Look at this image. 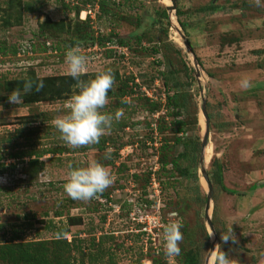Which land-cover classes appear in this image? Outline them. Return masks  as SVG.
<instances>
[{"label": "rangeland", "instance_id": "obj_1", "mask_svg": "<svg viewBox=\"0 0 264 264\" xmlns=\"http://www.w3.org/2000/svg\"><path fill=\"white\" fill-rule=\"evenodd\" d=\"M83 1L87 0H14L16 5L21 3V20L6 26L4 21H14L17 13H7L8 0H0V47L6 51L0 54V246L48 243L54 264L66 259L71 264H168L162 233L175 218L182 224L181 251L199 247L201 264L218 243L241 264H260L264 252V7L255 6L254 0H175V9L169 12L168 0H108L111 16L99 17L98 7L91 2L82 5ZM72 5L84 12L76 17ZM49 23L66 30H48ZM40 29L46 36H40ZM75 32H88L95 39L117 35L130 41L129 48L113 43L82 45L90 57L86 80L110 69L120 77L110 91L117 93L125 85L124 98L110 97L102 110L113 117L117 110L123 112L101 137L102 150L97 144L69 147L51 124L65 114L64 102L73 85L60 79L70 77L66 51L50 55L43 47ZM140 36L144 39L137 44ZM27 41L33 42L35 54ZM22 46V51L28 48L25 55L12 53ZM49 78L54 80L53 100L37 101L33 96L31 102L30 94L19 89L22 103H9V94L18 89L9 83ZM241 79H248L250 87L242 88ZM203 100L210 133L207 161L201 165ZM151 102L159 107L155 113ZM172 108L191 123L180 145L174 142ZM158 119L165 121L163 132L155 130ZM122 123L125 127L119 128ZM163 145L171 150H160ZM109 148L111 158L105 159ZM54 149L61 152L45 154L36 172L30 170L28 158L11 157L21 151ZM181 153L179 166L189 170L185 178L171 165L162 169V155L170 160ZM93 160L110 169L114 183L91 201L71 199L63 190L68 165L84 167ZM215 162L223 187L215 180ZM203 170L213 187L208 217L216 237L204 220ZM69 217L80 219L81 224L68 225L66 238L74 241L73 247L61 249L54 244V230L48 228L51 223L66 227ZM231 228L238 244H223L221 234ZM14 234L18 239L11 243ZM98 252L103 254L95 263L92 256ZM172 264H179L177 256Z\"/></svg>", "mask_w": 264, "mask_h": 264}, {"label": "clouds", "instance_id": "obj_2", "mask_svg": "<svg viewBox=\"0 0 264 264\" xmlns=\"http://www.w3.org/2000/svg\"><path fill=\"white\" fill-rule=\"evenodd\" d=\"M254 3L257 7H264L261 0H254ZM89 60L90 57L84 53L79 42L74 46H67L65 65L68 74L76 83L73 85L71 96L64 102L65 114L56 116L51 124L59 131L60 139L71 148L98 144L101 137L111 130L113 119L119 120L123 115L121 110L116 111L115 117L102 111L109 103L108 93L115 83L114 74L110 69L98 71L94 78L82 79L88 71ZM239 83L242 88L250 87L248 79H241ZM36 87L40 90L43 88V83L40 82ZM32 88L33 82L26 81L24 92L28 93ZM8 101L15 105L21 104L20 90H13L8 96ZM110 158L111 149L109 148L106 150L105 159ZM68 169L63 190L68 197L76 201L88 202L98 198L115 181L110 169L95 160L87 166L78 168L69 164ZM181 228L182 224L175 218H171L163 227V249L168 264H172L173 258L181 253L180 244L184 239ZM221 240L223 244H228L229 241L232 244H238L232 228L222 232ZM206 253L210 264H241L239 259L223 251L220 243ZM260 256L262 257L260 264H264V252L260 253Z\"/></svg>", "mask_w": 264, "mask_h": 264}, {"label": "trees", "instance_id": "obj_3", "mask_svg": "<svg viewBox=\"0 0 264 264\" xmlns=\"http://www.w3.org/2000/svg\"><path fill=\"white\" fill-rule=\"evenodd\" d=\"M87 2H91V4L94 6L98 7V10L100 11V15L99 17H106V16H111V10H110V6H109V1L108 0H87L85 3L83 1L82 5H87ZM21 3L18 2L17 5L14 4V0H8V11L7 13H12L16 11L17 15L14 17V21H10V20H5L4 24L6 26H12V25H17L20 23V16L19 15V11H21L20 9H18L19 5ZM114 5V7L119 8L121 6L120 3H112ZM72 11L75 13V16L78 17V15L81 13V11H84L81 7H79V5H72ZM166 11L163 10V13H161V16L164 17V19L166 18ZM113 15V14H112ZM159 24H161V20L159 19L157 21ZM85 27V26H84ZM48 30H57L59 32L61 31H65L66 28H64L63 25L61 24H54V23H49L48 25ZM41 30V29H40ZM77 31H83V28L80 29H76ZM40 36H46L44 33V29L41 30ZM137 39V44L142 43L141 41L144 39L143 36H140ZM145 39L149 40L147 38V36L145 35ZM77 42H79L81 44V46L83 44L87 45L90 44L91 46H99V47H103L105 44H116L119 47H126L129 48V44L130 41H128L126 38L120 37V36H115L114 38L111 37H98L95 39L93 38V36L88 33V32H84V34H81L79 32H75L74 35H68V38L64 41L62 40H57V42H54L53 44L46 42V46L43 47V49L45 50V52H49V54L51 55H56L58 54V52H64L67 49V46L69 45H75ZM27 47L30 48V52L31 54H35V47L33 46V42L32 41H27ZM23 46L18 49H14L12 50V53H15L16 55L20 54V52L25 55L27 53V50H23L22 51ZM26 48V47H25ZM147 50V49H145ZM152 52L157 53V51L155 50V48H152ZM0 54L5 55L6 51L4 48H2V46L0 47ZM89 74H84V76H82V79H85L88 77ZM21 78V77H20ZM60 79L64 80L65 82H67L70 85H74L76 83L75 80H73V78L70 77H60ZM30 79H20L18 81H13V83H9L6 82L5 85H7L9 83V87L11 88V85H16L18 89H23L24 90V84L26 81H29ZM86 80V79H85ZM115 80L119 81L120 77L117 73H115ZM33 82V88L30 92H28L30 94V96L32 97V101L31 102H35V99L33 96H35L38 100H42V101H51L54 99L55 97V91H54V80L53 78H49V79H44L41 80V82L43 83V88H41L40 90H37V85L40 83L39 81H35V80H30ZM165 82H168V79L165 77ZM62 86V85H61ZM63 87H60L58 90V93L61 94L60 92H62ZM124 89H121L119 92L114 93L112 91H109L108 93V98L110 97H117L118 99H122L124 98V96L126 95V91H125V85L123 87ZM172 98L168 97L167 98V102H168V107H170L172 105L171 103ZM30 103V102H29ZM121 105H125L124 103H119ZM149 106L151 107V112L155 113L159 110V107L154 103L151 102L149 104ZM170 116H172V123H171V127L174 128V132L177 134V137H175L174 142L176 143V145H180L182 144V140L183 139V135L186 134L187 132V127H190L188 123V121H185L184 118H181L182 113H180L179 110H173V108L171 109V113L169 114ZM195 115V114H194ZM165 121L164 119L161 120H157L156 121V127L155 130L159 131V132H163L167 127L164 125ZM192 124H196V119L194 117V120L192 121ZM150 126V125H149ZM120 127H125V123L120 124ZM151 129V127H149ZM179 135V136H178ZM104 144V141H100L97 146L99 148H97L98 150H102V145ZM167 147H165L164 145L161 147L160 150H163ZM168 150H171L169 148H167ZM61 150L60 149H54L53 151L50 152H46L43 151L41 153H35L34 151L32 152H19L16 153L15 155H11L12 159H23V158H28V166L30 168L31 171L36 172V168L38 165H40L41 167L43 166V163H39V159L42 158L45 154H58L60 153ZM161 156V155H160ZM10 157V158H11ZM184 157V153L178 154L177 157L173 158V159H168V155H162V169L165 170L166 166L171 165L172 166V170L177 171L178 174L180 175V177H188L189 175V170L186 168H181L179 166V159ZM3 167V165H2ZM215 174L214 176L216 177V183L220 186L223 187V178H222V172L221 169L218 165L217 162H215ZM172 172V171H171ZM172 175V174H171ZM213 176V177H214ZM135 179L137 178V176H133ZM212 181V179H211ZM213 188V187H212ZM223 191H226L224 188H222ZM105 196V195H104ZM206 199L204 197L203 202H205ZM56 217L59 218L61 217V213H55ZM81 224V220L77 219L75 217H69L68 218V224L67 226H60L58 228L52 226V223L50 225V228L48 229H52L54 230L56 236V240L57 242L54 244H57L59 247H61V249H69L73 247V240L71 242L67 241V236L70 233L69 229H68V225L69 227L75 226V225H79ZM203 230L205 229V227H202ZM205 238L208 239V235L205 234ZM18 239V236L16 234L13 235V237L11 238V243H14L15 240ZM54 242V241H53ZM52 242V243H53ZM51 243V244H52ZM48 243H37L36 245L32 246L29 245L28 243H19V244H3L0 246V264H54V261L51 260V255L54 254L53 251H50V249H48ZM64 251V250H62ZM101 252H98L95 256H92V261H94L96 263L97 258L99 256H101ZM200 248L196 247V248H191L188 250H183L181 251L180 255L177 256V260L179 264H201L200 261ZM57 263V262H56ZM60 264H71V260L66 259L64 261H62V263ZM153 264H159L157 261H153Z\"/></svg>", "mask_w": 264, "mask_h": 264}, {"label": "water", "instance_id": "obj_4", "mask_svg": "<svg viewBox=\"0 0 264 264\" xmlns=\"http://www.w3.org/2000/svg\"><path fill=\"white\" fill-rule=\"evenodd\" d=\"M174 9H175V0H168V2L166 4V10L169 12H172V10H174ZM201 114L204 117V121H205V126H204L205 129H204V135L202 138V145H201V150L203 153L201 152V158H200L201 159V165H203L205 162L204 150L209 143V133H210L209 117H208V113L206 111V101L205 100L202 101ZM202 175H203V179L205 180L206 185H207V197H206V204H205V210H204V212H205L204 220H205L207 226L209 227L211 233H213L214 237H216L214 229H213V225H212V223L208 217V212L210 209V202L212 201V197H213V188H212V185H211L210 180L208 178V175L206 174V172L204 170L202 171ZM212 249H214V247ZM205 264H209L208 258H207V261L205 262Z\"/></svg>", "mask_w": 264, "mask_h": 264}, {"label": "bare ground", "instance_id": "obj_5", "mask_svg": "<svg viewBox=\"0 0 264 264\" xmlns=\"http://www.w3.org/2000/svg\"><path fill=\"white\" fill-rule=\"evenodd\" d=\"M206 149H207V147H206L205 150H204V157H205V160L207 161V159H206V158H207V157H206V153H207V152H206ZM202 153H203V152H202ZM208 159H209V158H208ZM206 161H205V162H206ZM205 162H204V163H205ZM209 263H210V261H209Z\"/></svg>", "mask_w": 264, "mask_h": 264}, {"label": "built area", "instance_id": "obj_6", "mask_svg": "<svg viewBox=\"0 0 264 264\" xmlns=\"http://www.w3.org/2000/svg\"><path fill=\"white\" fill-rule=\"evenodd\" d=\"M146 224H147V226H148L147 228H149V221H147V223H146ZM149 230H150V228H149ZM144 231H146V230H144Z\"/></svg>", "mask_w": 264, "mask_h": 264}]
</instances>
